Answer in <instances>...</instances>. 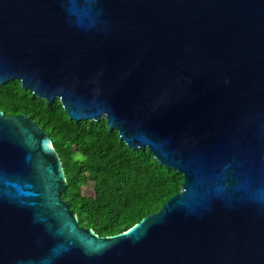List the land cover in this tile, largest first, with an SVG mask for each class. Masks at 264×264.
I'll return each instance as SVG.
<instances>
[{
	"label": "water",
	"instance_id": "obj_1",
	"mask_svg": "<svg viewBox=\"0 0 264 264\" xmlns=\"http://www.w3.org/2000/svg\"><path fill=\"white\" fill-rule=\"evenodd\" d=\"M104 121L183 177L100 237L48 134L0 112V264H264V0H0V86Z\"/></svg>",
	"mask_w": 264,
	"mask_h": 264
},
{
	"label": "trees",
	"instance_id": "obj_2",
	"mask_svg": "<svg viewBox=\"0 0 264 264\" xmlns=\"http://www.w3.org/2000/svg\"><path fill=\"white\" fill-rule=\"evenodd\" d=\"M0 112L25 114L48 134L66 178L63 200L78 224L100 237L127 231L180 191L183 177L147 150L128 149L104 121L69 120L58 100L49 105L23 91L19 81L0 86Z\"/></svg>",
	"mask_w": 264,
	"mask_h": 264
},
{
	"label": "rangeland",
	"instance_id": "obj_3",
	"mask_svg": "<svg viewBox=\"0 0 264 264\" xmlns=\"http://www.w3.org/2000/svg\"><path fill=\"white\" fill-rule=\"evenodd\" d=\"M91 190L92 186L90 185L87 189H85L84 193H86V195H91Z\"/></svg>",
	"mask_w": 264,
	"mask_h": 264
},
{
	"label": "bare ground",
	"instance_id": "obj_4",
	"mask_svg": "<svg viewBox=\"0 0 264 264\" xmlns=\"http://www.w3.org/2000/svg\"><path fill=\"white\" fill-rule=\"evenodd\" d=\"M66 179V178H65Z\"/></svg>",
	"mask_w": 264,
	"mask_h": 264
}]
</instances>
